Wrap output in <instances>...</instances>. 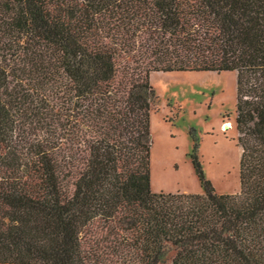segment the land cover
<instances>
[{
    "label": "trees",
    "instance_id": "obj_1",
    "mask_svg": "<svg viewBox=\"0 0 264 264\" xmlns=\"http://www.w3.org/2000/svg\"><path fill=\"white\" fill-rule=\"evenodd\" d=\"M172 71L236 73L237 193L151 190ZM0 264H264V0H0Z\"/></svg>",
    "mask_w": 264,
    "mask_h": 264
},
{
    "label": "rangeland",
    "instance_id": "obj_2",
    "mask_svg": "<svg viewBox=\"0 0 264 264\" xmlns=\"http://www.w3.org/2000/svg\"><path fill=\"white\" fill-rule=\"evenodd\" d=\"M149 80L154 90L151 190L201 192L191 162L195 152L216 192L237 193L241 147L235 126L236 73L152 72ZM225 124L229 126L223 128Z\"/></svg>",
    "mask_w": 264,
    "mask_h": 264
},
{
    "label": "bare ground",
    "instance_id": "obj_3",
    "mask_svg": "<svg viewBox=\"0 0 264 264\" xmlns=\"http://www.w3.org/2000/svg\"><path fill=\"white\" fill-rule=\"evenodd\" d=\"M231 124V123H230ZM227 126H229V124H225L224 126H223V128H226Z\"/></svg>",
    "mask_w": 264,
    "mask_h": 264
}]
</instances>
